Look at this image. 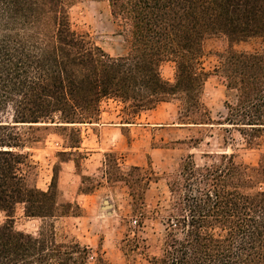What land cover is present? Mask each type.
<instances>
[{
    "label": "trees",
    "instance_id": "obj_1",
    "mask_svg": "<svg viewBox=\"0 0 264 264\" xmlns=\"http://www.w3.org/2000/svg\"><path fill=\"white\" fill-rule=\"evenodd\" d=\"M106 1L126 44L119 57L72 29L67 0H0V116L10 112L0 121V264H89V248L56 240L54 220L74 215V206L61 199L57 167L46 191L36 187V167L22 151L42 138L19 130L67 136L69 152L58 155L70 157L80 127L97 124L109 100L121 105L123 124L178 101L177 124L195 132L171 143L187 154L161 178L135 166L121 172L114 154H104L105 182L125 186L132 209L144 205L151 183L162 179L168 188L154 213L163 225L159 253L145 254L147 264H264V152L254 166L227 153L232 132L250 150L264 142V0ZM212 36L225 38L228 50L208 74L199 64ZM253 40L261 50H234ZM164 62L174 64L173 81L161 76ZM210 75L224 86L225 116L217 121L202 102ZM214 127L227 135L220 152H201L199 164L190 152ZM18 210L40 221L35 235L15 228ZM94 264L107 263L98 254Z\"/></svg>",
    "mask_w": 264,
    "mask_h": 264
},
{
    "label": "rangeland",
    "instance_id": "obj_2",
    "mask_svg": "<svg viewBox=\"0 0 264 264\" xmlns=\"http://www.w3.org/2000/svg\"><path fill=\"white\" fill-rule=\"evenodd\" d=\"M71 4L69 17L71 27L78 33L87 34L89 39L112 57L126 53V44L119 36V28L110 16L106 0H67ZM260 40H253L234 46L235 51H259ZM228 50L225 38L212 36L202 43V58L199 67L212 74L219 66V55ZM161 76L168 81L174 79V64L164 62L160 66ZM224 86L214 75H210L204 84L202 102L210 110L213 121L225 116ZM180 103L173 101L168 105H159L152 113H145L133 119L135 126L125 130L122 138L109 133L102 134L99 127L83 125L80 127L81 143L78 154L70 157L58 155L69 152L68 137L49 132H27L20 127L24 138L41 137L40 143H28L23 153L30 155L35 165V185L46 191L57 167V187L64 202L74 206V215L54 220L57 241L74 239L90 249L89 264H94L98 254L107 264H147L145 254L157 255L163 233V225L155 216L157 202L168 199V188L164 180L151 183L144 196V205L132 209V199L125 186H109L105 182L104 152L114 154L121 172H127L131 166L144 170L151 169L154 176L161 178L171 173L180 159L187 154L185 146L171 143L188 138L195 132L180 129L178 111ZM103 123H122L124 115L120 104L114 101L102 103ZM101 116V115H100ZM10 120V112L0 116L1 122ZM100 120V119H99ZM154 125L155 127H151ZM69 134V133H68ZM204 142L194 155L197 163L201 152L218 153L225 134L219 127L201 132ZM228 140V154H234L235 161L245 165L257 164L259 153L264 152V142L259 150L248 149L242 139L234 132ZM115 144V145H114ZM169 147V148H165ZM70 162H62L67 160ZM77 162L78 166H75ZM82 176L84 177L82 180ZM91 191V194L79 193ZM15 228L24 233L35 235L41 223L26 219L18 210L15 216ZM4 218L0 215V224ZM148 247L145 251L144 247Z\"/></svg>",
    "mask_w": 264,
    "mask_h": 264
},
{
    "label": "crops",
    "instance_id": "obj_3",
    "mask_svg": "<svg viewBox=\"0 0 264 264\" xmlns=\"http://www.w3.org/2000/svg\"><path fill=\"white\" fill-rule=\"evenodd\" d=\"M170 103H165V104H161V105H168ZM157 109V108H156ZM155 109V110H156ZM155 110L153 111H150V112H146V113H152L154 112ZM105 113H102L101 116H100V120L98 121L97 124H93V125H90L91 127H94V125H96L97 127L100 128L101 130V133L102 134H105V135H108L109 133L113 134V135H116L117 137H120L122 138L123 136L125 137V134H124V131L127 129V130H131L133 126H135L134 124H123L118 122V123H109V124H104L103 123V119H102V116L104 115ZM145 113H142L141 115H143ZM151 127H155L154 125H150ZM178 128H180V126L177 124ZM180 129H185L187 130L186 128H180ZM188 131V130H187ZM115 145V144H114ZM80 149V148H79ZM104 153H108V152H104ZM70 162V161H68ZM135 167H139V166H135Z\"/></svg>",
    "mask_w": 264,
    "mask_h": 264
}]
</instances>
